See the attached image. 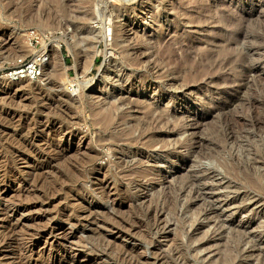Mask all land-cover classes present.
<instances>
[{"label": "rangeland", "instance_id": "1", "mask_svg": "<svg viewBox=\"0 0 264 264\" xmlns=\"http://www.w3.org/2000/svg\"><path fill=\"white\" fill-rule=\"evenodd\" d=\"M0 264H264V0H0Z\"/></svg>", "mask_w": 264, "mask_h": 264}, {"label": "bare ground", "instance_id": "2", "mask_svg": "<svg viewBox=\"0 0 264 264\" xmlns=\"http://www.w3.org/2000/svg\"><path fill=\"white\" fill-rule=\"evenodd\" d=\"M34 13V12H33ZM41 21V20H40ZM43 21V20H42ZM119 27V26H118ZM118 27L117 26H114L113 28L111 27H109L108 28V33H112V32H115V33H117L118 32ZM107 32H106V34L105 35H107L108 34ZM72 34V33H71ZM68 36V35H67ZM67 36H65V37H67ZM140 38V37H139ZM83 40V39H82ZM82 40H79V41H77V39L75 38V36L74 35H70L69 34V36L67 37V41H68V43H69V45H70V47H71V49L73 50V49H75L78 45H79V43H80V41L82 42ZM83 44V43H82ZM82 44H80V45H82ZM54 48H56L55 50H56V52H59V48H60V44H54ZM82 46H85V43L82 45ZM86 47H87V45H86ZM97 45H95L94 46V50H93V48L89 51V53L87 54V57L85 56V61H84V64H83V69L81 70V71H79V75H84L86 72H88L89 70H90V68H91V66L93 65V60H94V58H95V55H96V52H97ZM53 48V49H54ZM78 48V47H77ZM135 48H137V47H132L131 49H133V50H135ZM78 49H80V48H78ZM52 50V49H51ZM132 50V51H133ZM76 51H77V49H76ZM81 51V50H80ZM83 51V50H82ZM77 53V52H76ZM82 53V52H81ZM84 53V52H83ZM79 54V53H78ZM77 54V55H78ZM51 55V54H50ZM74 55H75V53H74ZM82 56V55H81ZM50 58H51V56H49L48 55V57H47V59L48 60H46L45 61V58H44V60H43V65H44V69H43V72H46V71H53L54 70V65H53V63H52V61L50 60ZM134 60V59H133ZM80 61V60H79ZM78 62V61H77ZM81 62V61H80ZM233 63V62H232ZM82 65V64H81ZM62 66V65H61ZM62 67H64V66H62ZM61 67V68H62ZM60 69V68H59ZM17 72H12V73H9L8 75H7V78H11L12 80H17V82L18 81H23V79L24 78H20V77H17ZM6 78V77H5ZM80 97V96H79ZM77 99V98H76ZM77 100H80V99H77ZM83 100V99H82ZM96 100V99H95ZM125 99H123L122 101H124ZM132 100V99H131ZM135 101V100H134ZM134 101H133V103H134ZM126 102L127 101H125L124 103L126 104ZM130 101H128V103H129ZM118 104V103H117ZM91 105V104H90ZM111 105V104H110ZM116 104H112L111 106H108V107H106V108H104V109H96V111L97 110H99V111H97L95 114L99 117V119H98V121L100 120L102 123H103V126L105 125L106 127H108V126H110V125H114L119 119L121 120V119H123L122 117V115H120V114H118L119 116H121V117H115V116H117V115H115V109L117 108V106H115ZM94 106V105H93ZM103 107V106H102ZM133 109V108H132ZM94 112V111H93ZM163 112V111H162ZM122 113V112H121ZM97 116H96V118H97ZM146 118H144V121L142 120V122H141V124L139 125V127H140V130H141V132L139 133L141 136H143V137H145L146 138V136L147 135H149V134H151V133H149V134H146V130L147 129H150V128H154V126H153V124L154 123H158V121H162L166 116H163L162 115V113L160 114V113H158L157 115H155V113H150V115H148V116H145ZM167 119V118H166ZM119 120V121H120ZM141 121V120H140ZM167 121V120H166ZM95 122V121H94ZM96 123V122H95ZM100 123V122H99ZM98 123V124H99ZM101 123V124H102ZM140 123V122H139ZM138 123V124H139ZM138 124H136L135 125V127H137L138 128ZM121 125V124H120ZM115 126H117V123H116V125ZM114 126V127H115ZM119 126V125H118ZM105 127V128H106ZM120 127V126H119ZM136 128V129H137ZM102 129H104V128H102ZM115 129V128H114ZM127 129V128H126ZM125 129V130H126ZM110 130V129H109ZM128 130V129H127ZM130 130V129H129ZM138 130H139V128H138ZM151 131H152V129H150ZM149 130V131H150ZM154 130V129H153ZM131 131V130H130ZM148 131V130H147ZM113 132H115V130L113 131ZM126 132V131H125ZM133 132V131H132ZM126 133H128V132H126ZM114 134H116V133H114ZM113 134V135H114ZM128 134H131V132H129ZM110 135H112L111 133H110ZM127 135V134H126ZM125 135V136H126ZM156 135V134H155ZM154 135V136H155ZM124 136V135H123ZM122 136V137H123ZM124 136V137H125ZM128 136V135H127ZM130 136V135H129ZM151 136H153V135H151ZM114 137V136H113ZM113 137H112V141H114V139H113ZM116 137V136H115ZM132 137V136H131ZM135 137V136H134ZM132 138V139H135V138ZM157 137V136H156ZM117 138V137H116ZM115 138V140L117 141L118 139H116ZM140 138V137H139ZM149 138H150V136H149ZM149 138H148V140H149ZM110 139V138H109ZM122 139H124V138H122ZM138 139V138H137ZM136 139V140H137ZM157 139V138H156ZM156 139H155V137H153L152 138V142H156ZM127 140L129 141V139L127 138ZM126 140V141H127ZM141 140H143V139H141ZM109 141V140H108ZM121 141H123V140H121L120 139V142ZM135 141V140H134ZM119 142V141H118ZM119 142V143H120ZM123 142H125V140L123 141ZM139 142H141V141H139ZM146 142H148V141H146ZM152 142H149L150 143V145H151V143ZM129 143H130V141H129ZM131 143H133V140H132V142ZM137 143H138V141H137ZM142 143V142H141ZM143 143H144V140H143ZM148 143V144H149ZM146 144V143H145ZM154 144V143H153ZM137 145V144H136ZM149 145V146H150ZM122 146H123V144H122ZM126 146V145H125ZM147 147H148V145H147ZM125 148V147H124ZM141 149H142V147H141ZM18 151V150H17ZM144 152V151H143ZM59 154V153H58ZM90 156V155H89ZM92 156H93V154H92ZM134 156V155H133ZM132 156V157H133ZM135 156H136V154H135ZM134 156V157H135ZM146 156V155H145ZM90 158H91V156H90ZM122 158V157H121ZM128 158V157H127ZM136 158V157H135ZM135 158H133V159H135ZM140 157H138V158H136L135 160H138ZM147 158V157H146ZM123 159V161H124V158H122ZM150 159V158H149ZM126 160H128V159H126ZM41 168V167H40ZM35 174V173H34ZM57 175V174H56ZM249 177V176H248ZM254 180H256V182L254 183V184H256L257 183V180L258 179H254ZM252 182V181H251ZM259 183V182H258ZM258 185V184H257ZM141 186V185H140ZM259 186H261L260 184H259ZM58 187V186H57ZM259 188H261V187H259ZM171 201H172V199H171ZM152 203V202H151ZM150 206V205H149ZM155 209H157V208H155ZM157 214V213H156ZM175 235V234H174ZM176 236V235H175ZM173 238H175V237H173Z\"/></svg>", "mask_w": 264, "mask_h": 264}, {"label": "built area", "instance_id": "3", "mask_svg": "<svg viewBox=\"0 0 264 264\" xmlns=\"http://www.w3.org/2000/svg\"><path fill=\"white\" fill-rule=\"evenodd\" d=\"M47 57L46 53H41L36 59L30 61H26V58H19L9 73L17 72V77L36 80L43 73V60L44 58L45 61L48 60Z\"/></svg>", "mask_w": 264, "mask_h": 264}]
</instances>
